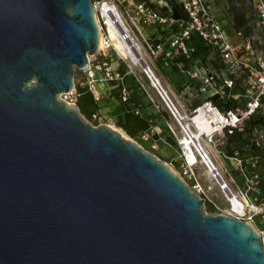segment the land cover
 I'll return each instance as SVG.
<instances>
[{"label":"water","instance_id":"1","mask_svg":"<svg viewBox=\"0 0 264 264\" xmlns=\"http://www.w3.org/2000/svg\"><path fill=\"white\" fill-rule=\"evenodd\" d=\"M93 1L0 0V264H264L249 222L206 214L163 162L60 99L98 51Z\"/></svg>","mask_w":264,"mask_h":264},{"label":"built area","instance_id":"2","mask_svg":"<svg viewBox=\"0 0 264 264\" xmlns=\"http://www.w3.org/2000/svg\"><path fill=\"white\" fill-rule=\"evenodd\" d=\"M172 3L182 9L183 17L173 16ZM250 3L254 7L257 25L264 30V0H250ZM93 6L101 47L93 55L95 59L88 57L87 67L80 70L83 77L74 81L70 91L60 94V99L69 107L78 109L80 94L77 85L87 87L99 102L102 98L101 83L123 80V75L113 65L114 60L123 62V56L109 36L108 28L112 25L122 43L130 42L129 49L134 45L140 48L142 55L139 58L145 63L144 72L178 125L180 136L168 124L169 133L176 139L179 148L181 161L178 177L203 200V204H211L217 214L249 222L261 236L264 248V197L261 192V188H264V155L253 152L248 145L242 152L236 150L231 157L222 150L226 136L240 129L252 114L264 106V51L253 48L251 38L244 35L243 29L236 30V38L242 39V43L229 39L208 0H96L93 1ZM195 39L209 51L206 62H203L202 57L196 59L193 56L197 53ZM175 51L182 56V63L178 62L176 65L192 80L199 82L197 93L203 96L199 104L184 114L172 102L145 59L146 55L168 64ZM97 72H102V76H97ZM238 87L240 92H234ZM214 96L231 100V108H221L212 99ZM241 98L245 100L244 105L239 103ZM127 99V93L123 89L122 100ZM235 101H238V105ZM201 112L210 131L202 132L196 122ZM92 120L99 121L98 125H108L99 112L93 115ZM154 134V131L146 130L140 134L139 140L156 149L158 143ZM252 142L257 144L254 138ZM262 145L264 146V142ZM212 151L236 162L237 177L243 181L244 189L236 187L234 191L231 188L213 163ZM191 154H195L198 162L190 160ZM199 164L205 168L204 181L197 173ZM215 186L222 192L229 209L217 204L212 194ZM233 198L242 202L240 210L233 207Z\"/></svg>","mask_w":264,"mask_h":264},{"label":"rangeland","instance_id":"3","mask_svg":"<svg viewBox=\"0 0 264 264\" xmlns=\"http://www.w3.org/2000/svg\"><path fill=\"white\" fill-rule=\"evenodd\" d=\"M209 4L212 8V12L217 16L218 20L222 23L224 26V30L226 35L228 36L229 39L234 40L236 43H242V39L236 38V21L234 19V13L235 9L240 10L241 12H244L246 14V24L244 26V35L249 36L252 41V46L254 49L258 51H264V30L261 29L257 23L256 19L254 16V7L250 3V0H208ZM110 31V30H109ZM110 36L113 40L114 45L120 49L123 53V62L127 65V69L129 71H132V76L131 79L129 80V85L130 87H134L135 84H138L141 87V91L139 95H135V100L136 101H141L142 97H146V103L142 108H147L150 107V109L155 110L159 115H162V117L159 119V121H162L163 125V132H161L160 136L162 137L163 141L169 143V140L176 141L175 138L170 137V133L166 131L165 129L168 127V124L172 125L178 132V135L180 136V132L178 129V125L173 117V115L170 113L168 107L166 106L165 102L162 100L161 96L159 95L157 89L152 85L150 79L148 76L145 74L143 69L140 66L134 65L128 56L126 55L125 51L120 47L118 39L110 32ZM146 37V36H145ZM139 40L142 42V38L139 36ZM145 55V53H144ZM91 59H95V56H89ZM145 59L147 63L151 66L152 70L154 71L155 75L160 79L161 85L165 88V90L168 91V87L165 84V80L167 79L166 74H164V71L162 68H160L155 61H152L151 58L145 55ZM134 73H139L140 75H143L142 81H140ZM83 77V73L80 70H76L74 74V81L77 82L78 79ZM239 88V87H238ZM240 89V88H239ZM171 99L175 103V105L178 107L181 113L189 112L191 108L185 107L182 108L178 105L177 101L173 97V95L168 91ZM243 103V102H242ZM78 112L80 116L86 121L92 123L94 126H98L99 121H93V120H88L85 118L80 110L78 109ZM261 112L264 113V108L261 109ZM149 113V112H145ZM154 119L156 116H152ZM103 122V121H102ZM109 125H107L109 128H111L114 131H117L123 138L128 139L130 141H133L136 143L138 147L141 149L147 151L151 155L155 156L158 160L163 162L169 170L178 176L180 174V168L179 165H176L180 163L181 159L176 158L177 160H172V157L168 158L166 155H160L158 153L159 151H162V147L160 146L156 149L149 148L147 144L142 143L139 138H133L129 136L124 130H122L120 127H118L114 121L109 122ZM252 138L257 140V152L258 153H264V146L262 143L264 142V126L258 127L256 130H254L253 135L251 136ZM174 148H176V151L179 152V148L177 144L173 143ZM225 155L227 154L224 152ZM216 151L211 152V159L214 161L213 157L217 158V162L215 161V164L217 165L218 169L220 170L221 174L227 180V182L230 184L231 188L235 191L236 187H239L240 189H244L243 181L238 178L237 172H236V162L226 156H218ZM195 156V154H194ZM196 158V156H195ZM197 159V158H196ZM198 162V160H197ZM197 173L199 177L201 178L202 181H204V173H205V168L202 164H199L197 166ZM186 180V179H185ZM234 180V181H233ZM188 183V181H187ZM261 192H264V188H261ZM215 200L217 201V204L224 209H229L230 206L226 199L224 198L222 192L219 190L218 186H215V189L212 192ZM208 204H204L205 207V213L210 214V215H216L217 211L214 209L210 211L207 209Z\"/></svg>","mask_w":264,"mask_h":264},{"label":"crops","instance_id":"4","mask_svg":"<svg viewBox=\"0 0 264 264\" xmlns=\"http://www.w3.org/2000/svg\"><path fill=\"white\" fill-rule=\"evenodd\" d=\"M151 59L152 61H155L156 64L160 68H162L164 74H166L167 79L165 80V84L168 87V91L173 95V97L175 98V100L177 101L180 107L193 108L196 104L202 101L203 96L197 93V86L199 82L195 79L192 80L183 69H181L176 65V63L178 62L182 63L181 62L182 56L179 52L175 51L173 53L168 64H164L161 61L155 60L153 58ZM113 65L123 75V80L118 82L107 83V84L106 83L100 84L102 98L98 102V105L100 107L98 112L102 115L103 119L106 121L107 124L109 122L114 121L116 125L118 120L124 121L125 113L128 109H131L134 113L139 114L142 117H145L148 120V122L151 124V126L147 130L154 131V133L158 135L159 141H162V143L158 145V148L160 146L162 147V151L158 150V153H160V155L164 154L168 158H170L171 156L172 159L177 160L176 158H179V152L176 151V148H174V146H172L170 143L163 141L162 137L160 136L161 132H163L164 130L163 125H161L162 121H159L162 115H159L155 110L150 109V107L142 108L145 104H147L145 96L142 97L141 101L135 100L134 96L139 95L142 89L138 84H135L133 88L130 87L129 80L131 79L132 71H129L127 69L126 67L127 65L124 62H120L117 60H114ZM134 75H136V77L140 81H142V79L144 78L143 75H140L139 73H134ZM97 76L99 77L102 76V72H97ZM157 79L160 82V79L158 77ZM123 89H125L128 96V99L126 101L122 100ZM165 91L170 97L168 91L167 90ZM145 112H149V113H145ZM152 116H156V117L152 119L153 118ZM165 130L167 131V128ZM142 132L144 131L139 132L137 138H139ZM220 155L222 156V154ZM213 158H214L213 162L214 163L215 161L217 162V158L216 157Z\"/></svg>","mask_w":264,"mask_h":264},{"label":"trees","instance_id":"5","mask_svg":"<svg viewBox=\"0 0 264 264\" xmlns=\"http://www.w3.org/2000/svg\"><path fill=\"white\" fill-rule=\"evenodd\" d=\"M172 7H173L174 17L179 18L184 16V13L182 9H180V7H178L174 3H172ZM234 11H235L234 19L236 21V26H237L236 30L239 29L244 30V26L246 24V14L238 9H235ZM194 42L197 47V53L193 55L194 58L197 59L198 57H202L203 62H206V57L208 56L209 51L201 46L199 40L195 39ZM239 88H236L234 92L237 93L240 92ZM77 90L78 93L80 94L77 100L78 109L85 118H87L88 120H92L93 115L99 111L100 107L98 105V102L94 99L92 93L87 89V87L77 85ZM212 99L215 101L216 104H218L223 109L231 108L232 102L229 99L220 98L219 96H214ZM234 103L238 105V101H235ZM239 103H241V105H244L245 100L241 98L239 100ZM263 108L264 106L260 108L256 113L252 114L240 129H237L233 134L226 136V142L224 146H222V150L223 152L227 153L226 154L227 156L230 157L233 156L236 150L242 152L245 146L247 145L250 146L253 152L259 155H264V153L257 152L256 144L252 142V137H251L254 133V130H256L260 126H264V113L261 112V109ZM117 126L122 128L129 136L133 138H137L139 132L146 131L147 129H149L151 124L148 122V120L145 117H142L141 115L134 113L131 109H128L125 113L124 121L118 120ZM167 131L169 132L168 127H167ZM170 137L173 139L171 134ZM154 139L157 141L158 145L162 143V141H159V137L156 133L154 134ZM168 142L171 145H173V143L174 144L176 143V141H172V140H169ZM148 147L151 148L149 145ZM189 158L194 163L197 162V159L195 158L194 154H191ZM176 165H179V163ZM262 193L264 197V192ZM207 209L212 211L214 210V207L211 204H208Z\"/></svg>","mask_w":264,"mask_h":264},{"label":"bare ground","instance_id":"6","mask_svg":"<svg viewBox=\"0 0 264 264\" xmlns=\"http://www.w3.org/2000/svg\"><path fill=\"white\" fill-rule=\"evenodd\" d=\"M108 30H110L109 32H111L119 41V45L120 47L125 51L126 55L128 56V58L130 59V61L137 66H140L143 71H144V65H143V60H141L139 58L140 55H142V52L140 50V48L136 45H134V47H132V49H129L128 47L131 46L130 42H128L127 44L122 43L119 38H118V34L116 33L115 29L111 26H109ZM110 36V33H109ZM111 38V36H110ZM112 40V38H111ZM113 42V40H112ZM114 44V43H113ZM99 46L101 47V42L99 44ZM116 47V46H115ZM117 48V47H116ZM118 49V48H117ZM118 51L120 52V54L123 56V53L120 49H118ZM154 85V84H153ZM196 122L199 125L201 131H210V127L207 124L204 114L201 112L197 118H196ZM214 163V162H213ZM215 164V163H214ZM216 165V164H215ZM242 206V202L238 199V198H233V207L237 210H240Z\"/></svg>","mask_w":264,"mask_h":264}]
</instances>
